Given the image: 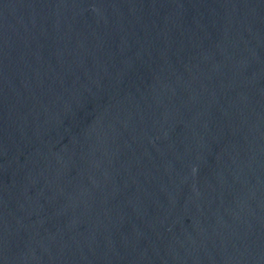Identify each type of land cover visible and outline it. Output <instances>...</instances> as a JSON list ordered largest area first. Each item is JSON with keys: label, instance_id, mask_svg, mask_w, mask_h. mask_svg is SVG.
<instances>
[{"label": "water", "instance_id": "obj_1", "mask_svg": "<svg viewBox=\"0 0 264 264\" xmlns=\"http://www.w3.org/2000/svg\"><path fill=\"white\" fill-rule=\"evenodd\" d=\"M0 264H264V0H0Z\"/></svg>", "mask_w": 264, "mask_h": 264}]
</instances>
